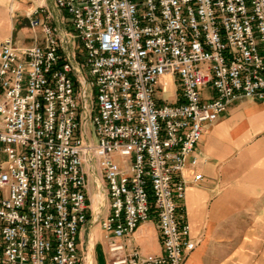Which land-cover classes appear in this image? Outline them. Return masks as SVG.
Segmentation results:
<instances>
[{
    "label": "built area",
    "instance_id": "2783aa9c",
    "mask_svg": "<svg viewBox=\"0 0 264 264\" xmlns=\"http://www.w3.org/2000/svg\"><path fill=\"white\" fill-rule=\"evenodd\" d=\"M52 3L60 27L26 16L41 42L0 41V264H89L87 222L110 264H184L195 146L230 103L264 100V0ZM151 219L161 254L119 241Z\"/></svg>",
    "mask_w": 264,
    "mask_h": 264
},
{
    "label": "crops",
    "instance_id": "0c3cea01",
    "mask_svg": "<svg viewBox=\"0 0 264 264\" xmlns=\"http://www.w3.org/2000/svg\"><path fill=\"white\" fill-rule=\"evenodd\" d=\"M39 6L50 10L51 24L61 26L52 0H0V41L12 37L18 46L41 42L40 28H31L26 17ZM195 155L194 170L202 179L186 185L185 212L195 247L184 264H264V100L230 103L205 126ZM94 224L104 238L98 223L87 222L80 232L81 251L90 256L91 264H95ZM119 241L142 254L162 253L152 219Z\"/></svg>",
    "mask_w": 264,
    "mask_h": 264
},
{
    "label": "rangeland",
    "instance_id": "374dc122",
    "mask_svg": "<svg viewBox=\"0 0 264 264\" xmlns=\"http://www.w3.org/2000/svg\"><path fill=\"white\" fill-rule=\"evenodd\" d=\"M69 29H72V25H68ZM169 83L166 79L165 86H167ZM168 91V90H167ZM116 161H121L118 157H116ZM99 226L97 224L92 225V233L95 238L96 246L94 249V258H95V264H106L109 256L108 253H106V245H105V239L101 236L99 231Z\"/></svg>",
    "mask_w": 264,
    "mask_h": 264
},
{
    "label": "bare ground",
    "instance_id": "6f19581e",
    "mask_svg": "<svg viewBox=\"0 0 264 264\" xmlns=\"http://www.w3.org/2000/svg\"><path fill=\"white\" fill-rule=\"evenodd\" d=\"M96 201H97V195L96 196H94V207L96 206L95 204H96ZM92 242V241H91ZM88 263L89 264H91V258H90V256H88Z\"/></svg>",
    "mask_w": 264,
    "mask_h": 264
}]
</instances>
